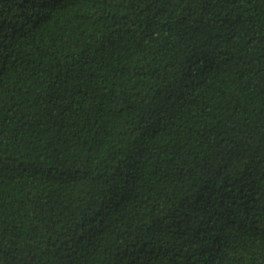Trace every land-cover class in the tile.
<instances>
[{"label":"trees","instance_id":"trees-1","mask_svg":"<svg viewBox=\"0 0 264 264\" xmlns=\"http://www.w3.org/2000/svg\"><path fill=\"white\" fill-rule=\"evenodd\" d=\"M0 264H264V0H0Z\"/></svg>","mask_w":264,"mask_h":264},{"label":"snow or ice","instance_id":"snow-or-ice-1","mask_svg":"<svg viewBox=\"0 0 264 264\" xmlns=\"http://www.w3.org/2000/svg\"><path fill=\"white\" fill-rule=\"evenodd\" d=\"M65 6V0H36V9L42 14H49Z\"/></svg>","mask_w":264,"mask_h":264}]
</instances>
